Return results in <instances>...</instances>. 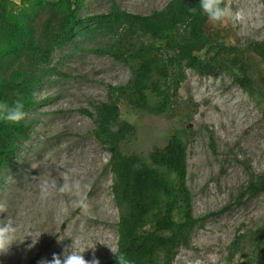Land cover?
Returning <instances> with one entry per match:
<instances>
[{"label": "rangeland", "instance_id": "374dc122", "mask_svg": "<svg viewBox=\"0 0 264 264\" xmlns=\"http://www.w3.org/2000/svg\"><path fill=\"white\" fill-rule=\"evenodd\" d=\"M111 2L129 13L149 15L168 0H86L80 14L105 13ZM226 5L233 13L221 24L227 46L244 51L264 40V0H226ZM97 44L78 37L55 51L49 68L58 74L46 77L36 90L38 104L26 116L29 140L20 143L0 178V203L6 205L0 220L14 217L18 242H25L0 255V264H38L72 243L76 251H86L87 260L95 246L100 264H110L111 250L116 252L118 213L110 192L108 154L94 139L93 121L84 111L92 112L94 103L108 100L109 85H126L131 71L110 57L92 54L89 49ZM244 55L260 64L252 54ZM260 67L264 71V65ZM118 108L120 120L133 126L121 144L125 154L146 156L162 148L174 130L191 132L187 187L192 214L200 221L172 264H264V243L252 236L264 220V193L243 194L250 177L264 173V118L255 102L225 73L200 76L189 70L171 113L152 115L123 100ZM42 168H49L54 177L56 171L72 169L70 177L80 180V197L87 199L89 210L73 206V194L41 198L39 181L32 176L40 175ZM35 232L42 235L26 251L31 243L27 234Z\"/></svg>", "mask_w": 264, "mask_h": 264}, {"label": "trees", "instance_id": "16d2710c", "mask_svg": "<svg viewBox=\"0 0 264 264\" xmlns=\"http://www.w3.org/2000/svg\"><path fill=\"white\" fill-rule=\"evenodd\" d=\"M0 1V101L11 103L19 95L28 114L38 104L37 88L46 77L58 74L49 68L54 52L78 37L95 39L98 44L89 49L92 54L130 69L126 85H109L108 100L94 103L92 112L84 113L93 121L94 139L108 154L110 192L118 213L115 253L126 254L133 264H172L177 251L189 245L200 221L192 214L187 187L191 132L174 130L162 148L146 156L125 154L121 144L133 126L120 120L118 104L123 100L139 111L168 114L174 110L187 71L200 76L225 73L264 118L260 67L264 40L250 43L244 51L227 46L222 23L209 22L198 8L199 0H168L149 15L129 13L111 2L105 13L88 16L80 14L86 0H37L26 6ZM245 52L260 64L248 62ZM29 130L26 118L19 124L0 121V178L20 143L29 140ZM136 163L139 170L132 167ZM261 193L264 173L251 176L243 191L249 197ZM252 236L264 243V220ZM110 264H116L114 256Z\"/></svg>", "mask_w": 264, "mask_h": 264}, {"label": "clouds", "instance_id": "9594fccd", "mask_svg": "<svg viewBox=\"0 0 264 264\" xmlns=\"http://www.w3.org/2000/svg\"><path fill=\"white\" fill-rule=\"evenodd\" d=\"M198 8L201 10V13L206 16L208 21L214 25L223 23L233 15L231 9L225 4L224 0H199ZM191 11L195 12L196 8H192ZM26 116L27 113L24 111V103L21 96L17 95L16 99L11 103L7 100L0 101V121L19 124ZM132 167L134 170H139L141 165L140 163H136L132 165ZM42 169L43 171L40 175L32 176L33 180L39 181L38 188L41 198L47 199L53 196L63 197L68 194H73L77 199L72 200L71 204L79 207L82 212H87L89 210L87 199L80 197V180L70 177V173L73 171L72 169L56 171L57 174L55 177L49 168ZM4 211H6V205L0 203V212ZM17 231L18 222L14 217L7 216V219L0 220V255H9L14 245L23 244L25 242H18ZM41 235L42 234L39 232L27 234V239H30L31 243L27 245L26 251L36 246ZM65 237L58 238L57 242H62ZM94 248L95 246L92 248V258L87 260L83 255L86 251L84 249L76 251L74 243H72L70 247H64L62 253H53L51 259L42 258L38 264H100L99 259L96 258L94 254ZM111 252L114 255L116 264H133L126 254H116L112 250Z\"/></svg>", "mask_w": 264, "mask_h": 264}]
</instances>
